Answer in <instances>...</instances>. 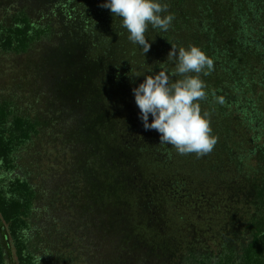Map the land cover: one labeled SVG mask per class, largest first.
Instances as JSON below:
<instances>
[{"label": "trees", "instance_id": "trees-1", "mask_svg": "<svg viewBox=\"0 0 264 264\" xmlns=\"http://www.w3.org/2000/svg\"><path fill=\"white\" fill-rule=\"evenodd\" d=\"M103 3L0 0V264H264V0H161L145 56ZM172 45L213 60L203 156L139 118Z\"/></svg>", "mask_w": 264, "mask_h": 264}, {"label": "clouds", "instance_id": "clouds-1", "mask_svg": "<svg viewBox=\"0 0 264 264\" xmlns=\"http://www.w3.org/2000/svg\"><path fill=\"white\" fill-rule=\"evenodd\" d=\"M101 6L122 19L128 39L142 48L144 56L151 47L145 36L149 25L168 31L174 19L161 0H104ZM167 60L175 63L174 70L165 67L144 75V80L132 88L139 118L145 130H156L160 143L174 146L179 154L206 155L213 150L217 137L212 132L210 113L201 111L199 101L207 95L201 74L211 72L213 60L196 45H172ZM177 76L181 78L173 82Z\"/></svg>", "mask_w": 264, "mask_h": 264}]
</instances>
